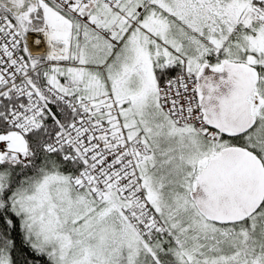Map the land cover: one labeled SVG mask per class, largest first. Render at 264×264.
I'll list each match as a JSON object with an SVG mask.
<instances>
[{
	"label": "rangeland",
	"instance_id": "rangeland-1",
	"mask_svg": "<svg viewBox=\"0 0 264 264\" xmlns=\"http://www.w3.org/2000/svg\"><path fill=\"white\" fill-rule=\"evenodd\" d=\"M193 1L197 3L198 0ZM248 2L200 0L204 6L205 28H208L202 34L183 26L178 22L179 18L175 22L173 16L159 12L161 20L167 18L165 28L156 31V24H153L152 39L144 36L135 41L136 55L140 54L153 70H158L157 66L161 67L167 59L184 58L189 63L200 62V58H204L203 49L211 53L216 51L218 60L264 61V41L255 43L253 47L249 38L248 24L252 16ZM251 48L255 52L250 53ZM128 53L125 48L120 51L121 55ZM132 55L135 56V52ZM145 77L143 98L136 99L132 109L124 111V121L129 129L139 133L145 145L153 150L156 148L154 161L142 170V179L153 206L147 212L138 210L133 220L137 232L144 231L143 240L135 249L132 246L124 249L90 246L94 240L89 237V232L103 231L108 225L102 222L108 214L107 207L91 201L92 196L77 194L67 178L48 170L17 190L13 207L21 214V224L25 227L22 243L48 252L52 264H116L112 262L116 253L121 255L118 264H209L217 262L222 249L243 237L244 231L232 223L220 224L202 217L189 199L188 192L204 158L221 144H235L236 141L245 143V146L250 144L264 154V146L259 141L264 136V122L237 135L238 139L226 138L220 143L218 139L215 142L207 140L202 136V130L174 125L159 106L155 84L148 74ZM14 97L9 93L4 98ZM81 132L84 136L90 133L84 129ZM16 136L11 131L6 135L8 147ZM13 143V148L18 151L24 148L22 141ZM100 154H96L94 164L100 160ZM101 198H107V194L104 192ZM258 214L263 215L264 210ZM122 215L126 217L124 213ZM257 215L252 219L254 224L257 223ZM138 220L141 223H137ZM163 231L167 235H160L150 242ZM107 242L113 243V240ZM0 264H11L9 255L2 248Z\"/></svg>",
	"mask_w": 264,
	"mask_h": 264
},
{
	"label": "crops",
	"instance_id": "crops-1",
	"mask_svg": "<svg viewBox=\"0 0 264 264\" xmlns=\"http://www.w3.org/2000/svg\"><path fill=\"white\" fill-rule=\"evenodd\" d=\"M199 1L196 3L193 0L192 2L191 0H117L109 5L103 0H89L88 22H95L100 30L110 33L102 34L87 21L82 20L84 10H81L80 16L73 19L69 28L70 59L68 62L56 61L49 65V83L62 94L91 104H97L104 96L111 93L117 102L124 126L129 130L128 124L124 121V111L131 110L134 101L143 98V88L147 81L145 74L149 75L157 88L160 78L171 68H175L177 64L179 66L189 64L184 58L167 59L161 67L157 66L158 70H153L152 65L149 67L140 54L136 55L135 41L144 36L152 39L153 24H156V31L165 28L167 18L163 17L161 20L159 12L173 16L175 22L176 18H179L178 22L191 31L201 34L207 31L206 18H203L202 13L204 6ZM58 28L66 36L68 24L62 21ZM123 48L129 51L127 55L120 54ZM134 52L135 56H131ZM144 70L147 72L143 73ZM189 128L193 129L191 126ZM129 132L133 133L130 130ZM17 141L20 142L17 137L12 142L10 140L9 146H14L13 142ZM146 147L148 153L141 171L147 169V164L155 159L156 148L153 150L151 146L146 145ZM76 193L90 196L87 190ZM91 201L107 207L108 214L104 216L102 222L108 225L103 231L89 232L91 235L89 237L94 240L90 246L98 249L115 246L124 249L132 246L135 249L142 242L143 238L134 224L122 215L121 201L114 194H110L102 202L93 199ZM107 240H113V243H108ZM120 256L118 253L114 254L112 262L118 264Z\"/></svg>",
	"mask_w": 264,
	"mask_h": 264
},
{
	"label": "built area",
	"instance_id": "built-area-1",
	"mask_svg": "<svg viewBox=\"0 0 264 264\" xmlns=\"http://www.w3.org/2000/svg\"><path fill=\"white\" fill-rule=\"evenodd\" d=\"M54 1L67 6L64 0ZM36 33L43 34L41 36ZM29 34L35 38L33 45L28 41ZM60 41L59 38L49 39L46 28L20 31L0 10V93H10L19 98L5 120L7 125L19 132L25 133L41 125L43 111L38 98L25 83V78L35 68L27 69L24 52L36 53L38 47L42 46L41 52L46 54V58H62L64 51L57 47ZM196 85L194 73L182 70L162 81L158 87L161 105L179 126L190 123L196 128L205 127ZM109 110V115L100 119L95 118L90 111L81 110L78 117L68 125V130L59 133L47 144V149L52 151L59 145H78L86 164L73 174V185L76 188L88 186L95 196L103 194L108 187L118 188L129 202L125 212L135 216V207H139L142 212L149 209L135 172V164L141 159L143 148L138 139H134L131 144L125 141L114 107ZM82 129L90 131L88 136L82 134ZM204 134L214 138L215 133L206 129ZM4 152L5 143L0 140V157ZM98 152L101 153L100 160L94 164ZM76 156V153L72 155L73 158Z\"/></svg>",
	"mask_w": 264,
	"mask_h": 264
},
{
	"label": "water",
	"instance_id": "water-1",
	"mask_svg": "<svg viewBox=\"0 0 264 264\" xmlns=\"http://www.w3.org/2000/svg\"><path fill=\"white\" fill-rule=\"evenodd\" d=\"M0 5L34 28L37 0H0ZM197 95L208 126L232 137L249 129L254 122L248 96L252 95L257 73L243 61L224 59L221 70L200 64ZM198 213L216 223H233L250 215L264 197V165L246 146L228 144L210 155L195 175V186L188 192Z\"/></svg>",
	"mask_w": 264,
	"mask_h": 264
},
{
	"label": "trees",
	"instance_id": "trees-1",
	"mask_svg": "<svg viewBox=\"0 0 264 264\" xmlns=\"http://www.w3.org/2000/svg\"><path fill=\"white\" fill-rule=\"evenodd\" d=\"M66 16L72 15L65 10L58 8ZM14 24L23 25V22L10 15L5 9H2ZM39 19L34 21L37 27L40 25V12L37 13ZM71 41V39H70ZM26 62L38 64L42 61V56H32L26 58ZM181 68L178 64L171 68L166 75L159 80L162 81L172 73ZM45 67L37 68L27 77V82L31 86L40 89V97L44 103V125L25 135L27 150L29 152V161L22 163L19 160L11 158L0 161V248L4 249L9 255L11 264H52L48 252L38 251L32 245L23 244V235L25 227L21 224L22 216L14 209L13 197L17 190L24 184L36 180L39 175L48 170L59 172L63 177L70 179L71 173L78 168L79 162L65 159L62 151L56 150L48 153L44 150V144L51 138L55 130L72 119L73 112L69 110L61 101L56 100L47 92L42 91ZM10 105V99H0V132H5L8 127L4 124V117ZM224 135H219V141L226 139ZM233 138V137H232ZM226 144V143H225ZM221 144V146L225 145ZM218 147V149L220 148ZM143 175V174H142ZM146 189V187L144 186ZM160 235H167L161 232L153 237L150 242H154ZM21 237V238H20ZM146 240V239H145ZM147 241V240H146Z\"/></svg>",
	"mask_w": 264,
	"mask_h": 264
},
{
	"label": "flooded vegetation",
	"instance_id": "flooded-vegetation-1",
	"mask_svg": "<svg viewBox=\"0 0 264 264\" xmlns=\"http://www.w3.org/2000/svg\"><path fill=\"white\" fill-rule=\"evenodd\" d=\"M248 7L251 10L250 14L252 16L248 24L249 38L252 41L251 45L254 47L255 43H259L261 40L264 41V0H249ZM258 16H262L260 20L257 19ZM239 23L244 25L243 22ZM253 52H255V50L251 48L250 53ZM202 53L204 54V57H210L208 49H203ZM223 59L224 58H220V60L216 62H209L210 66L213 69L220 70L222 68ZM236 61L247 62L244 59ZM247 63L256 69L258 75L252 95H249L247 98L250 105V113L254 116V122L248 129L250 130L255 128L258 123L264 122V61L255 60L253 63ZM237 137L238 136H236V138ZM259 141L264 146V136L260 138ZM235 144L243 145L245 143L242 144L236 141ZM246 145L256 153L264 165V154L250 144ZM205 163L206 158L204 159L202 166ZM261 210H264V197L255 211L240 221L232 223L244 231L243 237L239 238L236 242H233L226 249H222L221 253L217 255V262L209 264H264V214L260 216L259 214L257 215V212H260ZM255 215H257L256 224H254L252 220Z\"/></svg>",
	"mask_w": 264,
	"mask_h": 264
},
{
	"label": "bare ground",
	"instance_id": "bare-ground-1",
	"mask_svg": "<svg viewBox=\"0 0 264 264\" xmlns=\"http://www.w3.org/2000/svg\"><path fill=\"white\" fill-rule=\"evenodd\" d=\"M36 34L42 36L43 33H39V34L36 33ZM28 41H29V43H30L31 45H33V44L35 43V38H34V36H33L32 34H29V36H28ZM41 50H42V46H39V47H38V50H36L35 52H36V53H40Z\"/></svg>",
	"mask_w": 264,
	"mask_h": 264
}]
</instances>
